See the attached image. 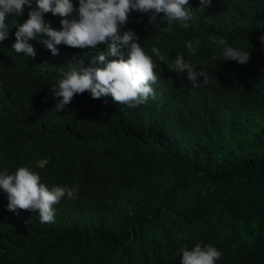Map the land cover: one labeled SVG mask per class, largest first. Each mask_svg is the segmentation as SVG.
<instances>
[{"label":"trees","instance_id":"1","mask_svg":"<svg viewBox=\"0 0 264 264\" xmlns=\"http://www.w3.org/2000/svg\"><path fill=\"white\" fill-rule=\"evenodd\" d=\"M189 7L187 28L138 10L121 26L157 65L153 93L135 107L86 91L58 111L51 87L79 50L60 44L53 55L32 40L36 56L18 54L17 19L6 17L0 172L27 166L49 190L78 192L42 223L36 211H9L0 187V264H181L179 249L196 244L221 252L215 264H264V0ZM197 39L193 55L186 45ZM153 46L169 62L182 55L207 84L199 77L194 87ZM227 46L249 51V61L223 60Z\"/></svg>","mask_w":264,"mask_h":264},{"label":"clouds","instance_id":"2","mask_svg":"<svg viewBox=\"0 0 264 264\" xmlns=\"http://www.w3.org/2000/svg\"><path fill=\"white\" fill-rule=\"evenodd\" d=\"M199 2L202 10L210 6L212 0ZM133 10L153 15L163 13L167 24L175 21L185 28L193 15L189 0H0V41L6 39L9 31L6 17L13 15L18 23L12 45L16 53L34 58L32 40L42 42L53 55L58 54L60 44L79 50L73 67L62 71L57 84L51 87L53 95L62 98L55 104L58 111L64 110L75 94L86 91L93 99L111 95L118 104L135 107L146 103L153 93L151 85L157 81V65L137 42L139 37L132 30L121 32V26L126 24ZM209 39L220 46L227 44L222 38ZM260 40L264 43V36ZM199 43L197 39L194 46L188 41L186 47L194 55ZM121 49H126L127 59L122 57ZM151 52L172 71L184 73L186 70L187 79L194 87L200 86L199 77L207 84L206 74L196 71L182 55L169 62L158 47L153 46ZM117 56L121 58L111 59ZM249 59V51L223 47V60L245 64ZM0 187L8 194L9 211H36L42 223L54 221L53 206L62 197L75 198L78 192V185H57L49 190L40 182L39 174L27 166L19 167L12 174L7 170L0 172ZM179 252L182 253L181 264H215L222 255L214 246L200 244L191 250L182 247Z\"/></svg>","mask_w":264,"mask_h":264}]
</instances>
